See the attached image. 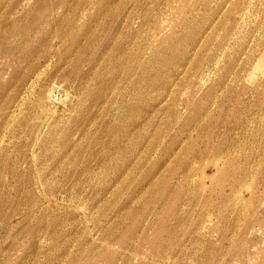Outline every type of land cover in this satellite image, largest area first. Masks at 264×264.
<instances>
[{
	"label": "rangeland",
	"instance_id": "rangeland-1",
	"mask_svg": "<svg viewBox=\"0 0 264 264\" xmlns=\"http://www.w3.org/2000/svg\"><path fill=\"white\" fill-rule=\"evenodd\" d=\"M0 264H264V0H0Z\"/></svg>",
	"mask_w": 264,
	"mask_h": 264
}]
</instances>
